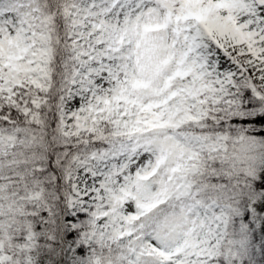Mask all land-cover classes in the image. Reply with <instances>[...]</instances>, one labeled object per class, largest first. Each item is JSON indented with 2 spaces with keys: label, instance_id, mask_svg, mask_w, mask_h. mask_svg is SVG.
Masks as SVG:
<instances>
[{
  "label": "snow or ice",
  "instance_id": "1",
  "mask_svg": "<svg viewBox=\"0 0 264 264\" xmlns=\"http://www.w3.org/2000/svg\"><path fill=\"white\" fill-rule=\"evenodd\" d=\"M0 264H264V0H0Z\"/></svg>",
  "mask_w": 264,
  "mask_h": 264
}]
</instances>
